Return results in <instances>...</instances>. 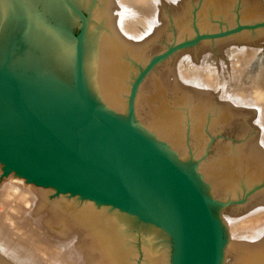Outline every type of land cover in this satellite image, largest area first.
I'll return each instance as SVG.
<instances>
[{
  "label": "water",
  "instance_id": "95a60500",
  "mask_svg": "<svg viewBox=\"0 0 264 264\" xmlns=\"http://www.w3.org/2000/svg\"><path fill=\"white\" fill-rule=\"evenodd\" d=\"M0 264H264V0H0Z\"/></svg>",
  "mask_w": 264,
  "mask_h": 264
}]
</instances>
